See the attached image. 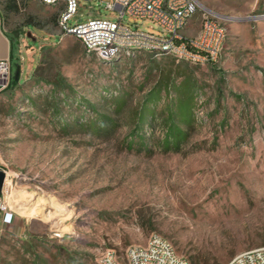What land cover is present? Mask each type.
<instances>
[{
	"label": "rangeland",
	"instance_id": "1",
	"mask_svg": "<svg viewBox=\"0 0 264 264\" xmlns=\"http://www.w3.org/2000/svg\"><path fill=\"white\" fill-rule=\"evenodd\" d=\"M245 1L213 9L236 18L217 64L101 60L74 35L23 48L19 82L13 70L0 91V166L34 227L1 239L0 264H99L154 234L190 264L264 246V5ZM89 5L71 23L96 18Z\"/></svg>",
	"mask_w": 264,
	"mask_h": 264
},
{
	"label": "built area",
	"instance_id": "2",
	"mask_svg": "<svg viewBox=\"0 0 264 264\" xmlns=\"http://www.w3.org/2000/svg\"><path fill=\"white\" fill-rule=\"evenodd\" d=\"M46 4L66 3L59 26L62 35L76 36L87 52L101 60H114L122 54L147 52L156 56H170L179 61L197 65L220 63L224 57L229 30L225 20L202 10L199 32L194 36L185 33L191 18L199 11L196 0H101L98 6L116 13L115 19L104 16L86 22L71 23L78 13L79 0H41ZM126 17L151 19L160 32L145 30L126 22ZM10 59L0 60V91L9 83L12 74ZM3 168L0 167V171ZM6 172L3 191L0 193V211L4 223L13 221L15 210L9 205V174ZM57 231L56 235L61 236ZM99 264H190L178 253L174 244L161 234H154L146 245L130 246L121 258L113 249L103 251ZM228 264H264V246L238 253Z\"/></svg>",
	"mask_w": 264,
	"mask_h": 264
},
{
	"label": "crops",
	"instance_id": "3",
	"mask_svg": "<svg viewBox=\"0 0 264 264\" xmlns=\"http://www.w3.org/2000/svg\"><path fill=\"white\" fill-rule=\"evenodd\" d=\"M100 1L79 0V4H92L88 8H96L94 11L98 15L97 17H100L103 16L102 8L98 6ZM196 1L199 3L200 9L207 8L212 11H215L213 9L219 7L216 4L221 2V0ZM263 3L264 0H246L244 4L248 8H252L264 5ZM65 8L66 3L64 1L46 4L41 0H0V60L10 59L13 42L18 43L22 58L21 51L27 46L30 47L29 50L32 49L31 51L35 53L36 45L30 43L32 40L35 42L41 40L39 44V49H41L43 43L62 38L59 19ZM201 22L202 12L199 10L189 21L185 33L189 36L196 35L200 30ZM33 224L32 221L18 214L14 215L11 223H4L3 213L0 211V242L7 234L22 236L26 232L32 231Z\"/></svg>",
	"mask_w": 264,
	"mask_h": 264
},
{
	"label": "trees",
	"instance_id": "4",
	"mask_svg": "<svg viewBox=\"0 0 264 264\" xmlns=\"http://www.w3.org/2000/svg\"><path fill=\"white\" fill-rule=\"evenodd\" d=\"M18 43L17 42H13L12 43V48H11V56H10V60H11V63H12V69L14 71H16L19 67H22V58L20 56V52H19V49H18ZM19 82V79H17L15 77V75L12 77V80L10 81L9 85L12 87V86H15L17 85V83Z\"/></svg>",
	"mask_w": 264,
	"mask_h": 264
},
{
	"label": "water",
	"instance_id": "5",
	"mask_svg": "<svg viewBox=\"0 0 264 264\" xmlns=\"http://www.w3.org/2000/svg\"><path fill=\"white\" fill-rule=\"evenodd\" d=\"M204 10H206L207 12H209V13L213 14L214 16L221 18L223 20H235L236 19L235 17L228 16V15H222L218 12L212 11V10L207 9V8H204ZM262 17H264V16H261V15L254 16V18H262ZM20 72H21V67H19L15 71V77L17 79L19 78ZM5 178H6V172L1 170L0 171V193L3 191Z\"/></svg>",
	"mask_w": 264,
	"mask_h": 264
},
{
	"label": "bare ground",
	"instance_id": "6",
	"mask_svg": "<svg viewBox=\"0 0 264 264\" xmlns=\"http://www.w3.org/2000/svg\"><path fill=\"white\" fill-rule=\"evenodd\" d=\"M32 211H34V210L32 209Z\"/></svg>",
	"mask_w": 264,
	"mask_h": 264
}]
</instances>
